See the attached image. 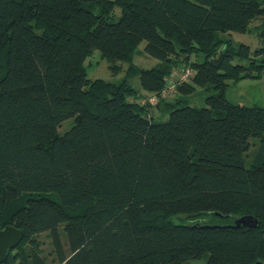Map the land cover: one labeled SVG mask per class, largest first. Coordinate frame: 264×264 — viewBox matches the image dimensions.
Here are the masks:
<instances>
[{"label": "trees", "instance_id": "obj_1", "mask_svg": "<svg viewBox=\"0 0 264 264\" xmlns=\"http://www.w3.org/2000/svg\"><path fill=\"white\" fill-rule=\"evenodd\" d=\"M254 20L260 46L233 43ZM94 50L122 80L87 78ZM236 58L264 69V0H0V229L24 233L1 264H49L42 233L54 264H264V107L227 100Z\"/></svg>", "mask_w": 264, "mask_h": 264}, {"label": "rangeland", "instance_id": "obj_2", "mask_svg": "<svg viewBox=\"0 0 264 264\" xmlns=\"http://www.w3.org/2000/svg\"><path fill=\"white\" fill-rule=\"evenodd\" d=\"M260 20H254L251 23V32L240 34V33H231L230 38L235 44H245L250 47L253 51L260 46L259 40L257 38L256 28L260 25ZM145 42L140 43L137 48V52L133 57V64L139 68L150 69L154 67L158 62L153 57H150L143 53V48ZM234 64H240L243 66L244 70L242 72V77L238 80H228V88L226 90V98L229 102L244 106L258 105L264 107V69L257 70L258 66L261 63L259 59L252 61L253 64L250 65L249 61L243 59H234ZM121 71L117 75H113L108 68V62L103 59L98 50H94L92 54L84 61V67L86 70L87 78L90 80L93 79H102L110 82H118L122 80L124 76V71L126 69V64H119ZM263 65V64H262ZM131 84L134 88H139L138 79L133 78ZM152 96V95H151ZM174 98H171L170 101H173ZM188 100L190 101L189 105L191 106H202L203 105V92L198 88L191 95H189ZM164 105L162 106V108ZM161 114L157 111L155 112V119H158ZM167 115H162L161 119H166ZM71 121H65L59 128L60 132L65 131ZM251 146L248 152V159H250L257 148L259 140H251ZM45 196L51 198L54 201H58V197L54 193L46 194ZM172 222L178 221V218H171ZM61 231V229H60ZM38 242L40 243V249L42 256L47 260L49 264H54L53 261L54 255L51 247V243L47 233H42L36 236ZM62 243L66 248V243L61 236ZM184 264H204L203 261H190Z\"/></svg>", "mask_w": 264, "mask_h": 264}, {"label": "water", "instance_id": "obj_3", "mask_svg": "<svg viewBox=\"0 0 264 264\" xmlns=\"http://www.w3.org/2000/svg\"><path fill=\"white\" fill-rule=\"evenodd\" d=\"M221 216L219 213H214ZM258 220L252 216H240L233 219L231 227H255ZM23 230L7 225L0 229V264L5 261L9 253L16 248L23 238Z\"/></svg>", "mask_w": 264, "mask_h": 264}, {"label": "built area", "instance_id": "obj_4", "mask_svg": "<svg viewBox=\"0 0 264 264\" xmlns=\"http://www.w3.org/2000/svg\"><path fill=\"white\" fill-rule=\"evenodd\" d=\"M191 75H192V71L189 68L185 69L183 72L179 71L177 73H174V77L178 78L179 80H185V79L191 77ZM173 87H174L173 83L169 82V84L166 87V89L162 90L161 93L158 96H150L149 99H148V102L150 104H155L159 97L160 98H164L168 94L173 93V91H174Z\"/></svg>", "mask_w": 264, "mask_h": 264}]
</instances>
